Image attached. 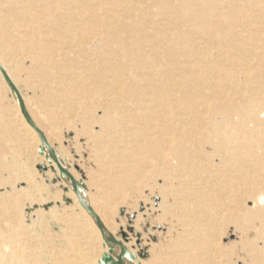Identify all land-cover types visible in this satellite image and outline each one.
I'll list each match as a JSON object with an SVG mask.
<instances>
[{
	"label": "bare ground",
	"instance_id": "obj_1",
	"mask_svg": "<svg viewBox=\"0 0 264 264\" xmlns=\"http://www.w3.org/2000/svg\"><path fill=\"white\" fill-rule=\"evenodd\" d=\"M147 1L0 0V6L5 13L0 15V63L21 92L29 114L43 131L49 144L55 149L63 167L69 170L70 164L54 147L45 129L33 114L34 105L30 104L34 110L31 111L28 99L26 100L27 97H25L26 94L22 93L24 89L21 90L19 87V76L32 68L36 73L31 72L27 77L29 79L40 78L42 73H47L53 70V67H57L58 59L62 56L66 57L70 52L76 56L77 62L87 69V72H90L89 77L97 83L101 91L100 108L103 109V115L99 117L98 122L100 125L99 139L102 132H107L111 137L118 134L122 136L134 134L135 139L138 137L139 143L145 146V159L151 180L157 177L163 181L158 191L160 195L158 206L163 216L178 217L184 227L186 225L193 227L192 229H204V227L206 229V227L217 224L216 221L220 214L230 215L238 225L237 229L247 233L253 228L255 229L253 231H256V239L264 241V81L258 78L261 74H256L248 64L251 57L259 59L256 50L264 49V38H253L255 36L253 27L260 30L259 33L264 32V28L262 22H259L261 17L248 14L243 10L250 4H256L264 10V0H155L154 3L159 5L162 11L160 14L164 17L161 19L154 17L155 15H152L148 7L145 9L144 3L146 5ZM141 10L146 16L150 18L153 16L149 27L153 35L150 37L140 32L137 34L138 22L136 21L138 19L133 27L126 21V17L131 12ZM42 19L52 26L54 38L50 39L49 35H44L47 39L39 41L36 37L43 36L44 32L36 29L34 25ZM173 20L176 23H172ZM9 27L11 29H7ZM189 35H194V37H188ZM147 48L151 51L147 52ZM27 60L30 61L28 67L24 63ZM258 63L261 68L260 72L264 74V62L259 59ZM36 78H34L35 82ZM169 80L170 83H168ZM1 88H5L10 93L15 112L11 114L9 109L2 108V96H0V167L11 171L7 170L10 173L4 171L9 174L11 182L12 179L18 177L31 183L36 180H34L31 168L27 167L29 164H20V158L28 148L29 140L26 142L22 135L24 132L21 133L19 129L24 128L30 142L32 140L37 143L38 150L43 145L37 133L23 117L19 100L5 82L0 71V90ZM80 91L83 90L80 89ZM38 96L40 99V95ZM50 97L56 102L64 103L69 108L71 104L74 111L80 108L79 98L70 102L65 95ZM54 107L47 111H52ZM69 119L72 120L71 117ZM51 126L52 124L50 125L51 133L55 135L54 137L58 136L57 125L56 127ZM115 148L116 150L123 149L118 145ZM24 155L29 157L28 154ZM7 156L11 158H8V161L5 158ZM48 156V149L45 148L42 157L46 162ZM31 158L30 161L33 160ZM44 161L41 162L44 163ZM48 165L57 167L52 159L51 164L47 162ZM70 173L77 180L75 172L70 171ZM39 176L37 178L41 177ZM15 181L13 180L14 183H18ZM64 181L71 190L67 196L77 204L83 220L77 221L78 218L74 219L71 213L72 217L64 211L65 214L58 215L59 211L56 214L49 207L50 216L55 221L59 220L68 225L70 223L71 227L76 226L78 230L80 228L89 241L91 239V241L104 242L95 219L83 209L74 193L70 179L65 177ZM14 183H9L10 188H16ZM107 183L112 182L108 179ZM3 185L0 184V186ZM114 186L118 188L116 189L118 195L123 196L124 188L117 184ZM33 187L28 193H24L26 195L23 194L22 197L19 195L20 197L17 196L13 200L9 197L7 199L4 197L6 194L3 196L0 193V264H33L30 244L32 241L29 242L32 236L31 227L23 222L22 204L24 200H30L32 203L39 202L38 212L48 206L45 200L40 201L36 197V192H38L36 190H41L38 189L39 186L36 190ZM42 187L45 190L44 186ZM83 198L101 217L107 235L117 237L103 218L95 201L85 190ZM53 199L56 205L61 196L55 195ZM247 201L252 203V207L247 208ZM109 209H105L106 213L112 214ZM45 225L47 227V224ZM70 226L66 231H69ZM210 232H213V229ZM72 236V239L75 238ZM78 237L75 243L67 237L70 243L68 249L73 250L74 253L77 246L80 247V243L76 244ZM82 241L84 242V238ZM247 241L250 243L249 240ZM186 243L185 241L183 244L187 246ZM36 245L39 244L36 242ZM97 245L99 246V243ZM97 245H95V250L100 248H97ZM104 245L103 252L108 253L109 248L105 242ZM81 248H79L80 252ZM79 251H77L78 255ZM182 253L177 259L179 264H185L184 259L187 257ZM195 253L194 256L192 253L191 256L189 255L192 260L198 259ZM81 254L84 255L82 252ZM58 255L55 254V256ZM160 257L161 255L158 256L157 264L162 263L161 260L159 261ZM84 258L83 262L78 258L80 262L76 264H97L95 259L93 262L89 260L85 262ZM55 260L57 261V258ZM138 262L135 259L131 263L126 261L125 264H138ZM140 263L143 264V262Z\"/></svg>",
	"mask_w": 264,
	"mask_h": 264
},
{
	"label": "rangeland",
	"instance_id": "obj_2",
	"mask_svg": "<svg viewBox=\"0 0 264 264\" xmlns=\"http://www.w3.org/2000/svg\"><path fill=\"white\" fill-rule=\"evenodd\" d=\"M154 2L155 0H148L146 3L147 6L144 3L145 9L148 7V9L152 12V15L153 16L155 15L154 17L158 19L164 18L160 14L162 13V11L160 10L159 5H156ZM243 10L247 11L248 14H253L255 16H258L259 18L261 17V20L259 22H262V26L264 28V10H262V8L257 7L256 4H250L246 6V8ZM3 11L4 10H2V7L0 6V15L5 14L3 13ZM126 18H127L126 21L129 24H131V27H133L135 21L138 19L136 21L138 22V28L136 29L137 34L142 33L144 35H147L148 37L153 35L152 34L153 32L150 31V28H149L151 18L149 16H146L143 10L131 12ZM173 21L171 22L176 23V21L174 22ZM165 23L168 24L167 22ZM34 25L36 29H39L42 33L44 32L41 38L36 36L39 41L47 39L45 38L44 35H49L50 39L54 38L55 36L54 32L51 30L52 26L49 23H47L45 20L42 19L39 22H36ZM253 28H254L253 29L254 31L253 30L252 31H253V34L255 35L253 38H256V37L264 38V32L259 33L260 30L255 29V27ZM7 29H11V27ZM257 33H259V35H256ZM191 36L194 37V35H189L188 37H191ZM150 51L151 49L147 48V52H150ZM256 52L259 54V59H261V61L264 62V49H258L256 50ZM259 59H257V57H251L248 61L249 62L248 64L250 68H252V70L256 74L258 73L261 74L260 76H258V78H260L261 81H264V74L260 72L261 68H259V65H258ZM24 63H25V66L27 67L30 66L29 60H27V62H24ZM56 65L57 67L55 68L53 67V70L47 72L48 74L46 72L42 73L41 74L42 76L40 78L33 77L32 79H29V77L27 76H29L31 72L34 73L35 71L32 68L31 70H26L24 73L20 74L19 76V87L21 90L24 89L22 90L23 91L22 93L26 94L24 95L25 97H27L26 100L28 99L27 102H28L29 107H30V104L31 106L34 105L33 108L35 111L32 110L33 109L32 107H30V109L32 112L34 111L33 114L38 119V121L41 123L42 127L45 129L54 147L59 152H61V154L68 160L70 164L69 170L72 171L73 173L75 172L74 175L75 177H77V180L84 184L86 193H89L91 198L95 201L97 208L100 210L107 224L115 232V235L120 240H123L122 232H125L127 234L128 241L126 245L133 254L137 255V261H139L138 263L143 262V264H157L158 256L161 255L160 258L163 257L162 259L159 258V261L161 260L162 262L161 264H171L174 261H175L174 264H179V262H177V259L178 257L181 256L180 254L183 252L185 256H187L184 259L185 264H188V263L190 264H264V261H263L264 260V252H263L264 251V248H263L264 241L256 239L255 237L256 231H253L255 230L253 228L250 229L247 233H244L242 232V230L237 229L236 227L238 225H236L234 222V219H232L233 216L231 217L230 215L227 216L224 214H220V217L218 218V220L216 219L218 221V222L216 221L217 224L215 225L213 224L215 227L211 225L209 226L210 228L206 227V229L205 227L204 229L202 228L192 229L193 227L190 228L189 226H186V225L184 227L182 226L183 222L178 217L163 216L158 206V203L160 202V195L158 194V191L163 181L162 179L157 178V177H153L151 180L148 163L145 159L146 158V153H145L146 151L144 150L145 146L139 143L138 137H136L135 139L134 134H130V135L125 134L124 136L118 134V135L111 137L107 134V132H104V133L102 132L100 134L101 138L99 139L98 134L100 131V125L98 122L103 115V112H102L103 109L100 108V101L102 99V96L100 94L101 92L100 89L97 87L98 86L97 83L93 82L91 77H89L91 75L90 72H87L86 71L87 69L82 67V65L77 62L76 56L73 53L69 52L66 57L65 56L60 57L58 61L56 62ZM39 71L41 70L39 69ZM44 74L47 76H45ZM34 78L37 79L36 82ZM170 78H172V76ZM74 79H77L78 81ZM168 83H170V80L168 81ZM4 89L1 88L0 90V94H1L0 96H2L1 106L2 108L9 109L8 110L9 113L14 114L15 106H14L13 100H11L12 97L10 93L7 92L6 89L5 90ZM46 89L49 92H47ZM80 89L83 91L81 92ZM38 95H40V99ZM58 95H65V98L68 97L70 102H73L75 98H79L80 108L77 111H74L73 108H71L72 107L71 104L69 108L64 103L62 102L59 103V101L56 102L55 100H52V98L50 97V96H58ZM36 96L38 98H36ZM3 98H4V101H3ZM35 102L36 103L38 102L37 105ZM43 103L44 105H42ZM50 104L53 107L56 106L54 107L56 112L54 111V109L50 112L47 111L49 108H53ZM39 105L40 107L41 106L42 107L40 108ZM56 108H58V110ZM65 108H66V111H65ZM38 109H39V112H38ZM70 109L71 111H69ZM68 111H69V115L67 116ZM70 117L72 119L71 121L69 119ZM48 123H50V125L52 124V126L55 125V127L57 125V131H58L57 135L58 136L54 137L55 135L51 133L52 131H50L51 130L50 125ZM76 128L78 132L75 131ZM85 129H86V132H85ZM19 130L21 133L24 132L22 133V135L24 136L26 142L29 140L27 144L28 148L26 147L27 153H25L26 151L22 153V156H25V157L21 156L20 164L22 165L29 164V166L33 164L32 167H29L28 165L27 167L29 169L31 168L30 170L33 172L34 180L36 181L28 183L25 179L22 180V178L17 177L19 181L17 180V178L15 179L19 184L13 182V180L15 181V179H12V182H11L10 181L11 178H9V174H8L11 171L7 169L10 171L9 172L6 169L4 168L2 169L0 167V170L2 169L0 171V175L2 176V177L0 176V180H1L0 184H4L3 186H0V191H1L0 193L3 196L6 194L7 196L5 195L4 197L6 198L9 197L10 199L13 200L14 198H17V196L19 195L22 197L24 193H28L30 190H32L33 185H34L33 187L34 190H36L37 187L39 186L38 189L40 188L41 190H36L38 192L40 191L39 193L36 192V197L38 200L40 201L45 200V203L50 205V209H53V211H55L56 214L60 213L58 215H62L65 213L69 215L72 214L74 216L73 217L74 219L78 218L76 219L77 221L78 220L82 221L83 218H82V215L80 214L81 211L79 207L74 202V200H72L71 197L67 196L69 192H71V190L66 185L64 179L61 177L59 170H56L58 168L56 166L54 167H50L49 165L47 166L46 160L38 153L37 143L35 141L33 142L32 140L30 142V139H28L29 137H27L28 134L24 130L23 127L20 128ZM78 133L80 134L77 135ZM117 145L123 149L116 150L115 147H117ZM125 148H128L129 150H126ZM24 154H28L29 157H26L27 155H24ZM5 158H7V161L11 159L9 156ZM30 158L33 159L31 160L32 162L29 160ZM40 160L41 161L45 160V161L43 163ZM38 164H40L41 166H46L47 169L43 170L39 168L38 166L40 165ZM34 168H36L35 170H38L39 172L37 171L38 172L37 173L34 170ZM5 170L8 173L4 172ZM36 173H37V176L40 175L42 178L40 176H39L40 178H37ZM108 179H110L112 183H107ZM9 183H14L16 188L15 189H13L12 187L10 188L11 185ZM115 184H117L118 186L120 185L124 188L123 196L118 195V193L116 192V189L118 188L117 186H114ZM35 185H38V186H35ZM63 185L64 186L66 185V186L64 187ZM42 186H44L45 190H43ZM109 188H110V191H109ZM45 191H48V192H45ZM61 191L64 193V195H61L63 194ZM55 195L61 196L60 201L57 202L56 205L53 199ZM42 196L44 199L42 198ZM23 203L24 204H22V210H23L22 219H23V222L28 227H31L30 232L32 236H30V232H29V236L31 239L29 242L32 241L30 244H31V250L33 253L31 257L33 264H56V263L57 264H65V263L66 264L67 263L76 264L80 262L79 259L82 261L84 257H87L86 258L87 260L84 258L85 262H89V261L93 262V260L95 259L97 260L96 263L99 264L98 258H102V256L100 255H102L104 253L103 251L105 250L104 242L100 243V241H91V239L89 241L86 237L87 235H83L84 232L80 228L78 230L76 226L71 227L70 223L68 225L67 223L59 222V220L55 221V219H53V217L50 216L51 214L49 212L50 211L49 209L43 208L42 210L43 212L39 211L40 215H38L39 202L32 203L30 200H24ZM106 204L110 206L109 207L110 209L108 208V206L106 208ZM251 204L252 203L250 201H247L246 202L247 208L252 207ZM63 205H65V207ZM111 207L113 208V210H111L112 209ZM105 209L106 210L109 209L112 212V214L111 213L107 214ZM44 213H46L45 214L46 216H44ZM44 220L47 221V223H45ZM221 220L222 221L224 220V221L222 222ZM45 224H47V227ZM217 225L220 227V228L218 227L220 230L217 228ZM69 226L71 228L69 229V231H66L68 230ZM74 227L76 230L74 229ZM212 229H213V232H210V230ZM195 230H198V231H195ZM216 230H217V233H216ZM70 232H72L71 233V235H73L72 237H75V238L73 239L71 238ZM73 233L77 234V236ZM79 234L84 236L83 237L84 242L82 241L83 240L82 236H80ZM213 234L217 235L218 239L215 235L213 237ZM239 234L242 237H240ZM244 234H246L245 237L247 235L248 236L245 238ZM65 235L66 237H64ZM67 237L68 238L70 237L71 242L74 241L73 243H75L76 237H78L76 244L80 243V247H82L81 252L84 255L82 254L80 255L81 252L79 251V248H80L79 245L77 246L75 244L78 249V250L75 249L76 254L74 253L73 250L71 251L70 249H68L70 248L69 247L70 243L69 241H67L68 240ZM196 239L197 240L199 239V241H196ZM247 240H249L251 244L247 243L248 242ZM185 241L187 242L186 243L187 246L184 245ZM244 241L245 242L247 241V242L245 243ZM36 242L39 245H36ZM81 242L83 243V245L84 243H86L85 245H87L88 242L89 243L87 246L85 245L83 246ZM197 242H202V243L199 244ZM98 243H99V246L97 245ZM192 244H194L193 245L194 248L192 247ZM95 245H97V248L100 247L99 250L97 249L95 250L96 248ZM254 245H256L257 247H255ZM34 246H36L37 248ZM89 246H92V247L90 248ZM32 247H34L35 249ZM83 247H84V250H83ZM195 248L197 250H194ZM77 251H79L80 256L78 255ZM191 253L193 254V256H194V253L197 254L198 256V259H193V260H196L195 262H193L192 257H190L192 255ZM55 254L56 255L59 254V255L55 256ZM140 254H145V256L140 257L139 256ZM77 256L79 259L77 258ZM56 258L58 262L55 260Z\"/></svg>",
	"mask_w": 264,
	"mask_h": 264
},
{
	"label": "water",
	"instance_id": "obj_3",
	"mask_svg": "<svg viewBox=\"0 0 264 264\" xmlns=\"http://www.w3.org/2000/svg\"><path fill=\"white\" fill-rule=\"evenodd\" d=\"M0 71L3 75L5 82L9 85L11 90L17 96L19 100L20 110H21L23 117L25 118L29 126L37 133L41 141V144L43 145L39 148L38 153L42 156L44 154L45 148L48 149L49 156L47 157V162L51 164V159H52V161H54L55 164L57 165V168L60 172L61 177L63 179H65V177L70 179L71 184H72V189L74 193L77 195L79 202L81 203L83 209L87 211V213H89L95 219L97 227L101 233L102 239L109 248L108 253L107 252L103 253L102 258L99 260V264H125L126 261L130 263L133 262V260L137 259V255L133 254L126 245L128 241L127 234L125 232H122L123 240H119L118 237H112V236L107 235L101 217L95 212V210L83 198V193L85 190L84 184L77 181L71 175L70 171L67 168L62 166L55 152V149L49 144L43 131H41V129L33 121L31 115L28 112L25 100L23 99L21 92L19 91L17 86L13 83L11 78L7 75L1 63H0ZM38 167L43 170L47 169L46 166H38ZM49 207L50 205L44 208L48 209ZM139 256L144 257L145 254H140Z\"/></svg>",
	"mask_w": 264,
	"mask_h": 264
}]
</instances>
